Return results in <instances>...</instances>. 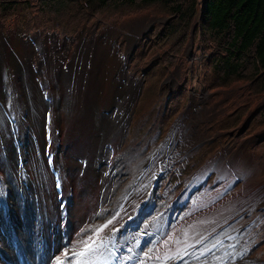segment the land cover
I'll return each mask as SVG.
<instances>
[{"label":"rangeland","instance_id":"374dc122","mask_svg":"<svg viewBox=\"0 0 264 264\" xmlns=\"http://www.w3.org/2000/svg\"><path fill=\"white\" fill-rule=\"evenodd\" d=\"M34 1L36 0H29V2ZM40 3L42 2L40 1ZM2 4L3 0H0V7ZM17 7L18 8L15 10L4 15L0 10V17L2 21L6 22H0V59L3 57L1 48L3 49L2 45L4 44V41H6V47H8L10 51L13 50L11 51V54H13L14 57H16L15 51L20 52L22 45H29L30 53L23 56V61L27 68L31 70L28 71V73L32 75L33 80H36L34 82V87L43 91L42 96L40 97L44 101L42 100L43 103L39 108H42L45 120L53 119L56 112V109L54 108L55 105L51 104L53 100L52 95L49 93L51 85H55L57 89L59 88L62 75L71 71V63H73V59L76 60L74 63L80 64V51L82 49L88 57H91L94 48L90 50V47H92L95 42H101L103 46L108 45L109 54L114 56L115 53L113 52V48L116 46V39L124 34V38L128 41V45H124L123 48H126L128 54L130 53L128 57L130 62L127 63V58H122L119 51L116 52V55L118 53V56L115 55V57L118 61L119 68L122 73L124 72L123 75L125 78H122L123 84L130 85L133 89V93L127 95L123 101V106L119 110V113L125 114V119H123V131L120 140H118L119 145L113 144L115 139L113 137L109 138L105 142L106 144H102V147L105 145L104 148L106 154H104L102 165L98 167L106 169L107 163L105 160L108 159L107 152L112 147L111 145H108L110 142L114 145L111 149H113V151L116 150V157L119 161H117V163H119L120 166L122 165V168L119 173L116 172L113 176V180H118V184L112 191L111 195V199H120L121 201L116 202L117 204H113V202L112 205L109 203V208H107L108 213L111 211H118L124 206V203L127 202L128 199V193L132 189L135 180L141 174L142 177L147 176L145 180L144 178L140 179L141 184H146L147 182L145 181L147 179L149 186H151L152 181L154 180L151 187L152 190L155 184L156 186L159 184L157 187H159L160 193L155 191L157 212L162 210L163 206L161 202L166 201L167 196H170L169 202L171 200H176L173 206H170V210H165V219L169 220L171 213H173L178 215V220L176 219L178 222H174L173 226L172 222H168V225L174 227L169 234L167 233V235L165 234L162 237V232H159V241H157L158 244L156 243L157 245L155 247L157 248L156 255H154L155 257L164 258L163 260L168 262V258L178 251L179 244L183 242L182 239L186 238L187 235L191 236L194 232L206 229L203 232H210L211 234L207 239L202 241H210V245L206 244L209 246L204 248L202 253L206 259L209 255L212 257L209 256L207 260L202 257V264H209L211 261L218 262L220 260L222 263H226V260H222L223 255L227 252L224 250L225 247L222 248V252L218 251L219 249H216L217 247L222 246H229L231 247L229 249L230 251L233 253L236 251L241 254V260L243 261H246L247 259L256 262L264 261V207H262V203L264 202H262L264 198V185L261 183V181L264 180V140L257 142L259 137H255L264 131V104L259 107L260 109L263 106L260 110L258 109L259 112L255 114L253 118L249 119L248 127L240 135H237L236 131L232 135L228 134L241 126L248 113L262 102L263 96H255L251 94V90H249L250 84L248 82H237L228 88L211 89L206 85L207 70L203 62L208 58L209 50L206 49V45L198 30V16L201 13L199 6L196 8L194 18L191 20L192 22L187 32V26H184L183 24L181 25V23H183L182 16H177L176 14L173 15V13L168 15L163 13L162 10L158 9L156 6H152L149 9L139 12L124 11L116 14H113L108 10H100L92 16L86 17L85 23L82 19L81 21L84 25L82 24L79 30L73 34L74 36H66L64 34L59 35L54 32L51 33L50 30L48 31L49 33L31 32L28 34V30H31V28L24 32L17 22L21 21L25 28L29 27L27 24L28 21L23 20L25 14L22 13V9L25 6L18 5ZM27 11L28 13L32 11V14L27 16L29 20L32 19L34 22L41 20V13L37 6L35 9L30 8ZM71 13L72 12L63 11L58 16L55 15L57 16L58 21L53 20L51 23L57 24L61 22L75 24L76 22H79L75 13H73L75 18ZM53 15L54 13H52L51 16ZM13 17L15 18L14 21L12 19ZM196 21L197 26L191 30ZM176 23H178L177 26ZM77 24L78 23L74 26L76 27ZM172 24L175 25L173 26ZM171 25L173 28H176L175 34L158 37L157 33H161L163 30H166V33H168L169 29L172 27ZM71 29H73V27ZM132 33L135 34L136 37L130 42L126 35H129L131 39ZM119 43L121 45V38ZM133 46L134 49H132ZM210 50L213 52L215 51V48L211 45ZM139 51L141 53L140 55L138 54ZM105 52H107V50H105ZM1 63L0 70H5V67L3 68ZM53 65L58 71L55 84H53L49 78L52 76V72H54L52 70V67H54ZM85 66H90V63H85ZM80 68L83 70L84 64L77 67L76 70ZM127 68L129 69V72ZM6 71L9 75H5L4 77L0 76V79L5 78V81L1 79L2 83L0 82L2 89H7L8 85L14 88V90H17V88L19 89L21 84L19 76L14 68L8 65ZM18 72H20V70ZM167 98L169 99L166 101ZM166 103L170 105H167L166 107ZM46 104H48V106ZM159 110L161 111L159 112ZM10 111V108H6L3 112H6L5 115L7 116L9 115L12 122L11 125L13 124V131L16 132V130H18V120H14ZM19 120H22L25 123L28 122L25 117ZM145 122L153 123V127H160L162 124V129H164L162 136L167 132L168 136L169 132H171L167 138H162L160 136V139L157 137V133H152L151 135L144 137L150 130H143L140 135L134 136L137 126H143ZM47 124L49 126L45 125L46 134L44 137V155L47 162L45 169L47 170L46 173L50 171L53 175L50 188L51 194L54 195L52 200L53 206L49 212L51 216L50 221L45 225L46 229L44 228L39 236L37 235L34 237L40 227V223H36L35 211L32 207L26 211L21 210L22 202L34 203L32 194L28 191L26 192V196H24L25 194L22 197L19 196L18 191L14 188L13 177L9 176L4 178L1 182L3 177L1 174L0 218L4 221H2V224L0 220V264H17V262L20 261L19 258L22 257V255L19 257V251L29 258L24 264H30V262L33 264H53L54 259L56 258L62 259V264H67L66 259L64 260L62 256H65L69 249L75 251L71 247H76L78 243H81V247L76 251L78 255L82 254L85 250L88 251H85L79 257L75 256L71 259L74 261V264H87L94 249V244L90 243L94 242L99 234V237H101L103 236L101 233H105L103 228L100 225H97L95 231L91 232L90 235L81 238V236L86 234V230L84 231L83 228L85 227H83L81 223H77V217L75 216L76 213L72 212V205L74 200L81 196L82 192L81 189L76 186L79 185L78 183L74 185L71 179V183L69 184L68 182L71 175L75 178L76 169L73 167L71 173L66 171H63L62 173L61 170L63 169L60 165L61 156H63V158L68 157L71 160L70 151L68 152L67 148L69 147L71 134L73 135V132L70 128V124L65 127L66 132L62 131L61 128L58 127L59 125L57 126V124L55 125L52 123V120ZM181 130H184L183 136H181ZM25 131L26 129L24 132ZM172 134L178 136L179 142H174L173 140L169 141ZM24 137L26 138L25 140H27V136L24 135ZM19 138L20 137L17 136L15 144L17 147L21 148L22 145H19V143H22L23 140H20ZM146 141H148L152 147L149 144H146ZM167 142L168 147L163 149V144ZM178 144L181 148L176 152L174 148ZM238 145L242 147L237 153L240 155V170L238 168L240 167V164H235L237 169L234 168L235 172H230V170H227L228 168H223L226 164L222 165L220 168H213L209 163V159L205 162L207 157L215 154L217 151V153L222 152L227 154L226 150L230 153L233 148L237 150ZM7 146H11V144L8 143ZM107 146H109V149H107ZM149 146L150 148L148 150ZM225 146H227L226 150ZM231 146L233 147L231 148ZM258 149L261 151L262 156H260L257 169L256 161L259 157H256L257 153H255V151ZM158 152H160V154ZM237 154L235 155L238 156ZM188 156L191 160L186 166L181 179L175 182L173 174L175 175L176 171H174V173L169 174L167 177L169 182L167 180H164L161 183H159V180L157 181L158 174L162 172L170 162L173 164L169 166L167 170L176 168L174 166L175 164L177 165L176 170L179 171L182 169V162ZM113 157L114 155L110 160H112ZM231 159L233 158L231 157ZM221 162L222 159L218 161V163ZM163 163L164 166L160 170H155L159 168V166H162L161 164ZM17 166L19 167L21 164H18ZM59 169L60 171L58 172ZM167 170H164V173H166ZM0 172H2L1 168ZM109 172L110 171L107 169L106 174ZM211 175H213V178H210L208 182V178ZM229 177L231 179H229ZM150 178L151 181H149ZM186 182L189 183V185L184 191H182ZM227 182H229L228 189H221V187ZM26 183L28 187L30 181L28 180ZM73 186H76V188ZM239 187L240 189H238ZM224 190L226 195L222 193ZM204 191L207 193L212 191L211 197L215 194L213 191H216L217 193L214 197L223 196L224 198L221 199H227V202L223 203L213 211H210L209 216L207 215L206 218L201 217L202 219H197L196 221L194 219L193 221L195 222L190 221L185 223V220L183 219L194 216L191 215V213L194 212L193 207H195V201ZM206 192L200 195L198 204L209 198L208 196H204L206 195ZM230 194L231 196H229ZM152 195L153 194L150 193V197ZM82 198L78 205L82 203L81 201L84 199ZM150 199H152V197ZM211 200L212 199L209 201ZM42 201H44V199ZM240 201H243V203L241 204ZM213 202L214 201L211 202L212 206ZM26 204L23 207H28ZM141 206L144 208L146 206V201L143 202ZM94 207L95 206H93V208ZM246 207L248 209L239 213L241 209H245ZM223 209H225L224 212ZM14 211L18 214L19 222ZM152 211H154V209H152ZM255 212L259 215L262 214V218L259 219V215L257 216L254 214ZM154 213L156 212H153V214ZM5 214L6 216L3 217ZM87 214H91V207H89ZM149 214H151V212L146 215ZM109 215L110 214H108L106 218H108ZM117 215L118 214H116V216ZM163 215L164 213L162 216ZM221 215H230L228 219L229 221H223L222 224H224L221 227L220 223L216 229H213L212 231L209 230L207 227L213 223L211 217L214 218V216ZM99 216V213H97L95 217L96 221L99 220ZM248 216L256 218H254L250 224L241 227L247 222L246 219ZM244 217H246V222L237 227L236 225L242 222V220L241 222H238V220ZM14 221L17 224H15ZM166 224L167 222H165V225ZM163 226L164 222L162 223L160 230L163 229ZM99 227L102 228V231ZM261 227L262 231H260ZM87 228L90 229L89 227ZM218 228L219 234L213 236L214 231ZM12 230L13 235H8ZM47 230L48 236H45ZM3 232L7 235H4ZM223 234H229L230 236L224 240L225 236H219ZM118 237L119 239L121 238L120 236ZM18 239L21 240L20 243H17ZM106 239L108 240V237L104 240ZM255 240L257 244L252 246ZM223 241L226 243L234 242L235 246H237V250L233 245H226ZM108 242H102V238H99L97 240L99 250L94 256L104 255L103 258L105 264H121L122 259L120 257L122 256V252H119L123 245L120 244L121 240L116 243L117 246L115 245L112 247L109 245L110 249H108H113V252L110 254L111 256H109V250H107L106 247ZM36 243L40 245L38 246ZM85 244L90 247H86ZM214 246L218 253L220 252L219 254H211V247ZM250 246H252V249H249ZM145 248L146 247H144V249ZM147 256L152 257L153 255L152 253H147ZM108 259H110V262L107 261ZM228 260L230 261V258H228ZM71 263L73 262L69 260V264ZM18 264L22 263L18 262Z\"/></svg>","mask_w":264,"mask_h":264},{"label":"bare ground","instance_id":"6f19581e","mask_svg":"<svg viewBox=\"0 0 264 264\" xmlns=\"http://www.w3.org/2000/svg\"><path fill=\"white\" fill-rule=\"evenodd\" d=\"M2 47L3 49L1 48V50H2L3 57L0 59V63L2 62L1 64L3 68L5 67V70L4 69H3L4 71L0 70V76L4 77L5 75L6 76L9 75L6 71V67H8L9 65L12 68H14L15 72L18 74L21 85L19 89L17 88V90H14V88H12L10 85H8L7 89L5 90L2 89V86H0V168L2 169V172H0V176L1 174L3 176L1 179V182L4 178L12 176L14 180V185H15L14 188L18 191L19 196L22 197L24 194H25L24 196H26V192L28 191L30 192V194H32L34 203L24 202L25 204L27 203L26 206L28 205V207H23L25 206V204L22 202L21 210L26 211L32 207V209L35 211L34 214H36V221H37L36 223H40L39 225L40 227L37 230L34 237H36L37 235L39 236L41 232L43 231V229L46 227L45 225H47L48 222L50 221L51 216L49 212L51 211L52 206H53L52 200L54 196L51 194V188H50L53 175L50 171L46 173L47 170L45 169V165L47 166L46 158L44 155V146H45L44 137L46 134L45 125L49 126L47 123L49 121L51 122L52 120V123H54L55 125L57 124V126L59 125L58 127L61 128L62 131H65V127H67L68 124H70V128L72 129L73 135L71 134V141L69 143V147L67 148V151L68 152L70 151L71 160L68 157L63 158V156H61L60 165L63 169L61 170L62 173L63 171L71 173V170H73V167L74 169H76L75 178L73 175H71L68 179V182L70 184L72 180V183L74 185L78 183L79 185H76V186L80 188L82 192L81 196L77 197L74 200L73 205H72V212L76 213L75 216L77 217V223H81L82 226L85 227L83 228L84 231L86 230L85 231L86 234L81 236V238L86 237L87 235H90L91 232L95 231V229L97 228V225L98 226L100 225L103 228V231H105V233H101V235L103 236L101 237L98 236V239L102 238V242L105 241V243L111 239H112L111 241H113V235L106 234V233L110 232L109 222L112 218L116 217V214L122 212L123 213L122 219H124V214L126 215V214L134 213L136 210V207L140 208L143 202L146 201V204L147 202H154L153 195L151 196L152 199H150L151 198L150 193L153 194V191H154V188L153 190L151 189L154 180L152 181V184L150 182L151 186H149L147 179L145 181L147 182L146 184H141L140 179L144 178L145 180L147 176L142 177V175L140 174L138 178L135 180L132 186V189L128 193V199H127V202L124 203V206L118 211H111L110 213H108V210H107V208H109L108 207L109 203L110 205H112L113 202H114L113 204H117L116 202L118 200L121 201L120 199H117V200L111 199L112 191L116 188V185L118 184V180H113V176L115 175L114 173L116 172L119 173L122 168V166H120L117 163L118 158L116 157L117 156L116 150L113 151V149L111 148L114 147V145H119L118 140H120V136L123 131V122H124L123 119H125L124 118L125 114L119 113V110L123 106L122 105L123 101L127 97V95H130L133 93V89L131 88L130 85L123 84L122 78H125V76L123 75L124 72L122 73L121 69L119 68L118 61L115 55L113 56L109 54L108 45L103 46L101 42H95L92 45V47H90V50L94 48L92 50L91 57H88L86 53L84 52V50L82 49L80 51V54H81V57L79 59L80 64L74 63L76 60L73 59V63H71V71L66 73L65 75L63 74L64 76L62 75V78L60 80L61 85L59 86V88L57 89L55 85H51L50 91H49L53 99L51 104L55 105L54 108L56 109V112L54 114L53 119L45 120L44 112L42 108H39V106H41L44 101L40 97L42 96L43 91L39 88L34 87V82L36 80H33L32 75L28 73V71H31V70L27 68V66L24 64V61H23L24 60L23 56L28 55V53H30L29 45L24 44L22 45L23 49L21 48L20 52L15 51L16 57H14L13 54H11V51L13 50L10 51L9 48L6 47V41H4V44L2 45ZM105 50H107V52H105ZM85 63H90V66H85ZM49 64H50V61H49ZM82 64H84L83 70H81V68L76 70V68ZM19 70L20 72H18ZM52 70L54 72H52V76L49 78H50V81L53 84H55L56 77H57L56 75L58 71L55 69V66L52 67ZM1 79H0V82H1ZM2 80L5 81V78H3ZM46 105L48 106V104ZM6 108H10L11 116L14 117V120H18V124H17L18 130H16V132L13 131V128H12L13 124L11 125L12 122L10 120L9 115L7 116L5 115L6 112H3L5 111ZM23 117L27 119L28 121L27 123H25L22 120H19ZM22 125H23V129H22ZM25 129L26 131L24 132ZM181 131H182L181 136H183L184 130H181ZM24 135L27 136V140H25L26 138L24 137ZM17 136L20 137L19 138L20 140H23L22 143H19V145H22L21 148L17 147V145L15 144V139L17 138ZM112 137L115 138L114 142L112 140L114 145H112L110 142L108 144L109 146L111 145L112 147L107 152L108 159L105 160V162L107 163L106 169L98 168L100 165H102L104 154H106V151L104 148L105 145H103L102 147V144H106L105 142L109 138H112ZM171 140H173L174 142L176 141L179 142L178 136L174 134H172L171 137L169 138V141ZM168 142L163 144V149H166L168 147ZM8 143H10L11 146H7ZM109 146H107V149H109L108 148ZM180 148L181 147L178 144L175 146L174 150L177 152V150H179ZM158 153L160 154V152ZM113 155L114 157L112 158V160H110V158ZM18 164H21V166L18 167L17 166ZM161 165L162 166H159V168L155 170H160L164 166V163ZM107 169L110 171L108 174H106ZM59 171L60 169L58 170V172ZM28 180L30 181V183H29V186L27 187L26 181ZM149 181H151V178L149 179ZM76 186H73V187L76 188ZM228 186H229V182L226 183V187H221V189H227ZM205 192L206 191L202 193H205ZM211 192L212 191L208 193L206 192V195L204 196L206 197L208 196L209 198H207L204 202H200L198 204V200L200 199V195L202 193L199 195V198L196 199L195 201V207H193L194 212L191 213V215H194V216L185 219L184 221L185 223L193 221L194 219L196 221L197 219L199 220L202 218H206L207 215L209 216L210 211H213L217 207L221 206L223 203L227 202L226 201L227 199H224V200L221 199V198H224L223 196L214 197V195L217 193L216 191H213V193L215 194L213 195V197H211L212 196ZM222 193L224 194L225 190ZM81 198L83 199L81 201L82 203L78 205ZM43 199L44 201H42ZM109 199H110V202H109ZM210 199L212 200L209 201ZM212 201H214L213 206L211 203ZM93 206L95 207L93 208ZM89 207H91L90 215L87 214V212L89 211ZM224 210L225 209H223V212ZM14 213L18 220V214L16 213V211H14ZM97 213H99L100 216H99V220L96 221L95 217ZM108 214L110 215L108 218H106ZM5 216L6 214L3 217ZM150 217H151L150 227L153 228V230L155 228L156 230H158V226L162 225V223L164 222V215L161 216V215H156V213H154L150 215ZM229 217L230 215L214 216V218L211 217V219H213V223L212 225H209V227L207 228H209V230L216 229V227L219 226L220 223L222 224V222L228 220ZM0 220H1V223L3 224L2 221L4 220L2 218H0ZM94 220H95V223H94ZM15 224L17 223L15 222ZM173 225L174 223H172V226ZM129 226H130V223L128 220H126V223L122 224L121 227H119L116 232H113L116 236H118L117 234H121L125 236L121 239L120 244L124 242L131 243V247H130V249L132 248L131 250L121 248L123 250V254L120 257L122 259V263L123 261H127L128 258L134 256L135 254L134 261L132 262V264H163L165 262L164 260L163 261L159 260L157 261V263H155L153 260L149 259L148 257L143 256L142 252L140 251V247H141L140 240L141 239L138 237H135V238L130 237V234H131L130 230L126 232ZM172 226L168 224L165 227L163 226L164 229L162 231L161 236L163 237L165 234L166 235L167 233L169 234L174 228ZM87 227H89L90 229H88ZM134 227L140 228L141 225L138 224ZM146 227L147 225L145 226V228ZM205 230L206 229L202 231L194 232V234H192L191 236L187 235L186 238L182 239L183 242L179 245V248L180 247H185V248H183L184 250L180 251L177 254L185 253L187 251V248L189 247V243H190V246H192L196 242H201L202 240L207 239V237H209L211 233L203 232ZM133 231H134L133 234L138 232L137 230H133ZM154 232L156 234L157 231H154ZM4 235H7V234L4 233ZM8 235L12 236L13 230ZM45 236H48V230ZM107 237H108V240L107 239L104 240ZM20 242L21 240L18 239L17 243H20ZM90 244H94V249L92 251V255L88 263L89 264H105V260L103 258L104 255L94 256L95 253L99 250V244L97 243V240ZM37 245L39 246L40 244H37ZM209 245H204V247H201V248H207ZM110 246L114 247L111 244ZM80 247H81V243H78V245L75 247V250H79ZM224 247L226 246L217 247L216 249L221 248L222 250V248ZM147 248L148 250L153 251L154 253H156L157 251V248H155V242L152 240L150 241V244L147 245ZM230 248L231 247L228 246L227 252H232L229 250ZM85 251L87 252L88 250H85ZM112 252H113V249L111 252L109 250V256H111L110 254ZM214 253H217V250L215 252L212 251L211 254H214ZM235 253L236 251L233 254ZM82 254L77 255V256L79 257ZM225 255H223L222 257V260L224 261L227 260ZM19 257H20V251H19ZM27 259L29 258L26 255H22V257L19 258L22 264H24ZM70 260L73 262L71 264H74V261L72 259ZM107 261L110 262V259H108ZM30 264H33V263L30 262ZM189 264H202V258L197 262H192Z\"/></svg>","mask_w":264,"mask_h":264},{"label":"trees","instance_id":"16d2710c","mask_svg":"<svg viewBox=\"0 0 264 264\" xmlns=\"http://www.w3.org/2000/svg\"><path fill=\"white\" fill-rule=\"evenodd\" d=\"M199 1L36 0L29 2V0H3L0 10L4 15L18 8V5H24L23 20L28 21L27 24L30 28H41L45 31L55 29L61 34L72 36L82 24L84 25L86 17H90L100 10H108L116 14L124 11L139 12L152 6H156L168 15L173 13V15L182 16L183 23L181 25L187 26V32L196 8L199 6L201 13L199 14L198 30L206 49L209 50L208 58L203 62L207 70L206 85L211 89L228 88L237 82H248L251 94L264 96V0H204V7H201V1L200 3ZM36 6L40 10L41 20L34 22L27 18L32 14V11L28 13L27 10L35 9ZM63 11L75 13L76 18L79 19V22H76L78 23L76 27L74 26L76 23H51L53 20L58 21L57 16ZM52 13H54L53 16H51ZM75 15L73 14L74 18ZM82 19L84 23L81 21ZM177 25L178 23H176ZM173 26L168 33L166 30L157 33L158 37L175 34L176 28ZM72 27L73 29H71ZM211 45L215 48L213 52L210 50ZM138 54H141L140 51ZM167 105L170 104L166 103V107ZM254 115L250 118H253ZM248 125L249 121L246 127ZM156 128L158 127H153V123L150 122H145L143 125V130H150L148 133L153 132ZM159 128L164 130L162 124Z\"/></svg>","mask_w":264,"mask_h":264},{"label":"flooded vegetation","instance_id":"af4514ba","mask_svg":"<svg viewBox=\"0 0 264 264\" xmlns=\"http://www.w3.org/2000/svg\"><path fill=\"white\" fill-rule=\"evenodd\" d=\"M228 258H230V261L227 259L228 262L223 263V264H241V263L250 264L252 262H254L255 264H264V261H259V262L252 261V260L243 261V260H241L242 255L239 253L232 254ZM254 263H252V264H254Z\"/></svg>","mask_w":264,"mask_h":264},{"label":"crops","instance_id":"0c3cea01","mask_svg":"<svg viewBox=\"0 0 264 264\" xmlns=\"http://www.w3.org/2000/svg\"><path fill=\"white\" fill-rule=\"evenodd\" d=\"M244 151H245V149H244ZM230 160H227L226 161V163H228ZM234 168H236V165L234 164V167H233V165H230L229 167H228V170H230L231 172H235V169ZM237 169V168H236ZM232 170H234V171H232ZM229 179H231L230 177H229ZM222 187H226V184H224ZM194 209V208H193Z\"/></svg>","mask_w":264,"mask_h":264},{"label":"water","instance_id":"95a60500","mask_svg":"<svg viewBox=\"0 0 264 264\" xmlns=\"http://www.w3.org/2000/svg\"><path fill=\"white\" fill-rule=\"evenodd\" d=\"M134 39H135V37H132V40H134ZM190 43H191V41H190ZM262 103L264 104V99H263ZM262 103H261V104H262ZM257 109H258V108H257ZM252 114H253V112H252L251 114L249 113L248 116H247V119H248ZM253 115H254V114H253ZM263 139H264V133L262 134V136H261V138H260V141L263 140Z\"/></svg>","mask_w":264,"mask_h":264},{"label":"snow or ice","instance_id":"6c2138e0","mask_svg":"<svg viewBox=\"0 0 264 264\" xmlns=\"http://www.w3.org/2000/svg\"><path fill=\"white\" fill-rule=\"evenodd\" d=\"M86 247H90V246H88V245H86ZM57 264H62V261H57Z\"/></svg>","mask_w":264,"mask_h":264}]
</instances>
